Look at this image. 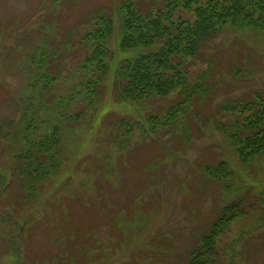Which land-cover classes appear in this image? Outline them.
<instances>
[{
  "label": "rangeland",
  "instance_id": "rangeland-1",
  "mask_svg": "<svg viewBox=\"0 0 264 264\" xmlns=\"http://www.w3.org/2000/svg\"><path fill=\"white\" fill-rule=\"evenodd\" d=\"M121 1L0 0V264H188L231 205L237 217L204 264H264V152L243 164L217 130L243 120L227 105L259 94L264 100V0H239L237 22L225 23L185 59L188 83L201 84L207 95L199 93L186 114L152 136L148 118L163 123L182 97L176 91L141 103L117 101L115 63L130 57L119 52ZM161 4L141 0L147 10ZM99 12L112 18L104 45L114 61L100 105L80 116L89 102L83 85L95 79L83 66ZM42 48L62 50L58 75L45 91L44 71L27 59ZM117 118L140 123L146 142L135 131V143L122 150L110 144L105 126ZM55 126L61 127L60 147L52 151L58 165L22 201L16 157ZM220 162L231 171L226 181L205 175Z\"/></svg>",
  "mask_w": 264,
  "mask_h": 264
},
{
  "label": "trees",
  "instance_id": "trees-1",
  "mask_svg": "<svg viewBox=\"0 0 264 264\" xmlns=\"http://www.w3.org/2000/svg\"><path fill=\"white\" fill-rule=\"evenodd\" d=\"M155 1L162 3L156 11L141 6V0H122L117 8V15H120L123 22L119 52L130 55L115 63L113 76L117 101L141 103L152 98L165 97L176 91L182 98L176 108L166 110L161 116L160 120L164 121L163 123L159 122V117L148 118L150 122L148 133L143 130L140 123L132 119L117 118L114 123H108L105 126L107 131L105 135L108 134L109 143L119 150L135 143L133 142L135 131H140L142 134L139 140L146 142L145 137L152 136L158 126L166 127L168 123L175 121L179 113L186 114L194 99L199 97L197 96L200 95L199 93L202 94L200 99L207 95L201 84L188 83L185 59L194 57L202 42L211 40L225 23L234 25L242 12L239 0ZM180 11L192 14L194 19L192 21L182 19L178 15ZM96 16H100L98 28L87 38L92 42L91 57L83 66L86 72L94 74L95 71V79L83 85L89 102L80 116H87L86 111L100 105L104 97V85L111 72L108 62L114 61V56L104 45L112 34V18L104 13L100 15L97 13ZM61 52V49L42 48L38 53L27 57L31 63H35L38 71H44L41 72L42 91H45L49 82L58 75L57 61ZM53 67L54 75L51 76L50 69ZM71 95H75L74 90L71 91ZM225 110L240 113L243 120L230 125L229 129L223 126L217 130L228 137L238 159L243 164L248 163L264 152V100L259 94L252 101H240L236 106L227 105ZM80 116H76L73 120L79 121ZM92 118L91 116L88 123L93 122ZM102 121L100 118L97 126H101ZM60 137L61 127L55 126L49 135L43 136L16 157L21 164L17 178L22 188V201L27 202L37 191L42 177L52 172L58 165L54 161L52 151L60 147ZM96 170L98 171L97 166ZM205 170V175L215 180L226 181L231 174L228 166L222 162ZM105 172L110 170L107 169ZM236 208L238 206L231 205L221 210L207 233L191 251L188 264H204L205 257L214 249L217 237L226 231L237 217L234 215ZM22 231L21 227L18 230L16 243Z\"/></svg>",
  "mask_w": 264,
  "mask_h": 264
}]
</instances>
